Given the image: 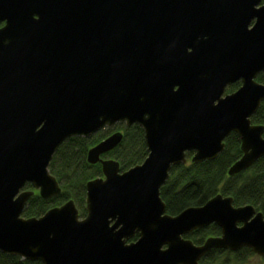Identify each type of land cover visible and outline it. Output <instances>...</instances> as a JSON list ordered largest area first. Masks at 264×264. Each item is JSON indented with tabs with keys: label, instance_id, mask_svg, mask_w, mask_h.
Instances as JSON below:
<instances>
[{
	"label": "water",
	"instance_id": "obj_1",
	"mask_svg": "<svg viewBox=\"0 0 264 264\" xmlns=\"http://www.w3.org/2000/svg\"><path fill=\"white\" fill-rule=\"evenodd\" d=\"M260 2L0 0V253L41 264H199L244 248L264 258L254 207L218 194L171 216L160 197L187 153L214 161L232 134L241 157L228 177L264 157V126L251 124L264 101ZM118 124L142 129V164L121 172L102 158L121 144L115 132L87 152L102 176L86 183L84 217L73 200L22 217L36 193L61 195L49 166L67 139ZM211 225L219 236L185 238Z\"/></svg>",
	"mask_w": 264,
	"mask_h": 264
},
{
	"label": "trees",
	"instance_id": "obj_2",
	"mask_svg": "<svg viewBox=\"0 0 264 264\" xmlns=\"http://www.w3.org/2000/svg\"><path fill=\"white\" fill-rule=\"evenodd\" d=\"M257 82L264 85V72L258 75ZM236 88L237 85L230 86L227 93L234 92ZM251 124L264 126V101L251 117ZM118 131L123 132L121 144L104 157L116 160L120 164L121 172L142 164L148 152L144 144V133L136 125L129 128L116 125L111 129L101 130L89 138L67 139L58 148L49 166L50 174L60 184L61 195L50 200H42L36 193L29 200L22 217L39 218L49 209L61 206L68 200L75 202L80 216L84 217L86 183L101 177V166L89 165L86 161L87 152L107 136ZM191 156V153H187L185 165L172 167L168 180L160 189V197L166 205L167 214L175 216L189 207L202 206L214 196L221 194L231 197L235 207L250 205L264 216V157L241 174L228 177V169L241 157L239 139L235 134L225 140V150L216 160L192 164ZM26 189H31L30 185ZM219 235V228L211 225L186 238L200 245L207 238ZM253 256L255 255L252 251L246 248L235 253L213 250L201 259L199 264H245ZM0 264L41 263L0 253Z\"/></svg>",
	"mask_w": 264,
	"mask_h": 264
},
{
	"label": "flooded vegetation",
	"instance_id": "obj_3",
	"mask_svg": "<svg viewBox=\"0 0 264 264\" xmlns=\"http://www.w3.org/2000/svg\"><path fill=\"white\" fill-rule=\"evenodd\" d=\"M264 5V0H261V2H260V4L258 5V7H260V6H263ZM254 24V21H252L251 22V24H250V28L252 27V25ZM4 26V24H1L0 25V28H2ZM263 73V72H262ZM261 74V73H260ZM257 80V79H256ZM233 85H237V88H236V90L235 91H237L238 90V88L241 86V82H236V83H234ZM232 86V85H231ZM230 87V86H229ZM228 87V88H229ZM227 88V89H228ZM227 89H226V91H225V94H231V93H227ZM234 91V92H235ZM233 93V92H232ZM105 155H107V154H105ZM105 155H103L102 157H103V159H112V158H107V157H104ZM102 174V173H101Z\"/></svg>",
	"mask_w": 264,
	"mask_h": 264
},
{
	"label": "rangeland",
	"instance_id": "obj_4",
	"mask_svg": "<svg viewBox=\"0 0 264 264\" xmlns=\"http://www.w3.org/2000/svg\"><path fill=\"white\" fill-rule=\"evenodd\" d=\"M263 258L253 256L248 259V261L245 264H264Z\"/></svg>",
	"mask_w": 264,
	"mask_h": 264
},
{
	"label": "bare ground",
	"instance_id": "obj_5",
	"mask_svg": "<svg viewBox=\"0 0 264 264\" xmlns=\"http://www.w3.org/2000/svg\"><path fill=\"white\" fill-rule=\"evenodd\" d=\"M230 252V251H229Z\"/></svg>",
	"mask_w": 264,
	"mask_h": 264
}]
</instances>
